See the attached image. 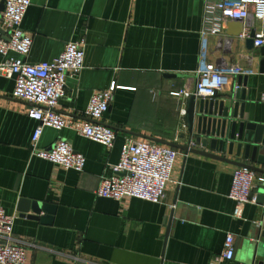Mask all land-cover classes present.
I'll use <instances>...</instances> for the list:
<instances>
[{"label":"crops","instance_id":"obj_1","mask_svg":"<svg viewBox=\"0 0 264 264\" xmlns=\"http://www.w3.org/2000/svg\"><path fill=\"white\" fill-rule=\"evenodd\" d=\"M202 9V0H31L22 22L32 37L26 61H51L68 42L83 40L84 68L66 76L57 111L82 120L91 95L114 84L103 122L116 138L106 147L70 129L44 128L38 147L68 141L85 157L81 172L33 156L37 122L27 114L29 104L12 97L14 78L0 74V206L16 215L13 238L26 248L25 264H209L223 251L227 234L234 237L235 253L223 264L250 258L264 214L256 200L262 183L242 217H234L228 193L237 165L172 147L178 151L173 182L160 203L95 194L126 138L193 147L181 113L190 96L173 93L194 88L200 53L206 55L203 68L218 58L239 65L241 73L232 75L218 99L243 103V120L264 124L262 48L236 41L225 49L213 37L203 47ZM235 83L241 85L239 99L229 96ZM26 201L42 209L24 212Z\"/></svg>","mask_w":264,"mask_h":264},{"label":"built area","instance_id":"obj_2","mask_svg":"<svg viewBox=\"0 0 264 264\" xmlns=\"http://www.w3.org/2000/svg\"><path fill=\"white\" fill-rule=\"evenodd\" d=\"M0 11V74L14 78L12 97L29 104L27 114L37 122L31 140V154L66 170L81 172L85 157L76 152L66 140H57L50 148H39L38 142L44 128L70 129L78 135L111 147L115 130L103 122V117L113 99L115 85L94 92L83 112L82 120L66 117L57 111L59 101L65 95L67 75L78 76L84 68V41L68 42L62 53L51 61L29 63L32 37L22 29L24 16L31 0H1ZM202 25L200 36L206 48L208 38H218V46L232 48L236 41L244 44L254 32L253 46L264 47V0H202ZM238 20L242 24L238 35L226 33L227 22ZM208 42V41H207ZM11 54V55H10ZM205 54L200 53L201 64ZM196 70L195 86L191 90L175 92V96L212 99L224 91L234 74H240L237 64H229L223 58ZM240 84H234L229 96L234 98ZM185 115V110H181ZM178 151L160 143L126 138L111 173L103 176L95 194L98 197L125 201L129 198L160 203L166 187L173 182ZM264 183V177L247 167H236L228 197L234 202L233 216L242 217L245 204L254 202L252 193L256 183ZM16 215H9L0 206V264H25L26 248L13 238ZM234 237L227 234L223 251L209 264H223L234 257Z\"/></svg>","mask_w":264,"mask_h":264},{"label":"water","instance_id":"obj_3","mask_svg":"<svg viewBox=\"0 0 264 264\" xmlns=\"http://www.w3.org/2000/svg\"><path fill=\"white\" fill-rule=\"evenodd\" d=\"M241 28L240 21L230 20L227 22L226 33L236 36L240 33ZM253 36L254 32L246 40L247 48L253 47ZM261 48L260 71H264V47ZM241 90H236L234 93L236 99L240 98ZM218 97L222 96L215 94L212 99H197L194 95L189 97L185 114L190 139L194 140L193 147L156 141L169 147L180 148L187 153H197L264 174L262 168H256L250 164L256 162L264 167V124L244 121L243 103L240 104L239 101H236L231 106V99L230 103H227L223 99L219 100ZM196 146L200 148H194ZM233 156L236 159L243 157L244 162L229 158ZM256 200L264 208V183L259 189ZM28 208L37 213L42 209V206L40 203L26 201L22 211L27 212ZM262 224H264V214L261 225L257 227L256 234L253 236L256 241L253 244L251 256L243 264H264V228H262Z\"/></svg>","mask_w":264,"mask_h":264}]
</instances>
